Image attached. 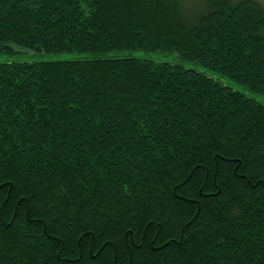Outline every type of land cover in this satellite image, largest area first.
I'll return each mask as SVG.
<instances>
[{"label":"trees","instance_id":"trees-1","mask_svg":"<svg viewBox=\"0 0 264 264\" xmlns=\"http://www.w3.org/2000/svg\"><path fill=\"white\" fill-rule=\"evenodd\" d=\"M14 46L264 96V0H0ZM0 264H264V104L149 58L0 63Z\"/></svg>","mask_w":264,"mask_h":264},{"label":"rangeland","instance_id":"rangeland-1","mask_svg":"<svg viewBox=\"0 0 264 264\" xmlns=\"http://www.w3.org/2000/svg\"><path fill=\"white\" fill-rule=\"evenodd\" d=\"M63 55H73L77 57H82L80 59L72 60H83V59H97V58H112V57H121V58H149L161 62H171L178 63L187 68H192L201 72L208 74L210 77L223 82L224 84L243 92L244 94L258 100L260 103L264 104V96L258 95L244 86L236 83L235 81L223 76L219 72L209 70L197 63L184 61L178 54L175 53H148L144 51H109L105 53H45V52H34L29 49L16 47L14 46V52L0 53V63L8 62H37V61H71V60H62V59H52L53 56L59 57Z\"/></svg>","mask_w":264,"mask_h":264},{"label":"snow or ice","instance_id":"snow-or-ice-1","mask_svg":"<svg viewBox=\"0 0 264 264\" xmlns=\"http://www.w3.org/2000/svg\"><path fill=\"white\" fill-rule=\"evenodd\" d=\"M82 57H77V56H73V55H63V56H53L52 59H62V60H72V59H80ZM114 59H119L120 57H112Z\"/></svg>","mask_w":264,"mask_h":264}]
</instances>
